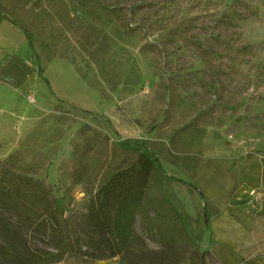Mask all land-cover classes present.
<instances>
[{"label":"rangeland","instance_id":"374dc122","mask_svg":"<svg viewBox=\"0 0 264 264\" xmlns=\"http://www.w3.org/2000/svg\"><path fill=\"white\" fill-rule=\"evenodd\" d=\"M0 13L40 77L67 65L1 159L16 155L67 218L148 153L188 238L148 240L152 264H264V0H0Z\"/></svg>","mask_w":264,"mask_h":264},{"label":"trees","instance_id":"16d2710c","mask_svg":"<svg viewBox=\"0 0 264 264\" xmlns=\"http://www.w3.org/2000/svg\"><path fill=\"white\" fill-rule=\"evenodd\" d=\"M132 152L127 166L67 218L50 186L17 169L16 155L0 158V264L67 259L94 264L114 258L121 264H152L155 260L146 258L148 240L172 250L188 243L176 210L154 179L158 161ZM74 177L80 181L83 175Z\"/></svg>","mask_w":264,"mask_h":264},{"label":"crops","instance_id":"0c3cea01","mask_svg":"<svg viewBox=\"0 0 264 264\" xmlns=\"http://www.w3.org/2000/svg\"><path fill=\"white\" fill-rule=\"evenodd\" d=\"M56 62L67 66L65 61ZM56 62L40 77L25 32L0 13V144L20 142L36 115L53 104L54 99H45L44 80L53 84L50 70Z\"/></svg>","mask_w":264,"mask_h":264}]
</instances>
